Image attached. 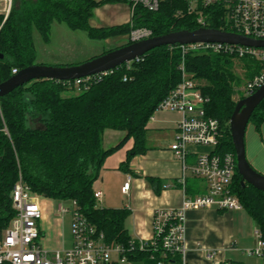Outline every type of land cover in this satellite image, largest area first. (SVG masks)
Instances as JSON below:
<instances>
[{
	"label": "trees",
	"instance_id": "obj_1",
	"mask_svg": "<svg viewBox=\"0 0 264 264\" xmlns=\"http://www.w3.org/2000/svg\"><path fill=\"white\" fill-rule=\"evenodd\" d=\"M16 3L5 22L0 15V53L4 55L0 60V83L12 78L13 70L20 72L36 65L33 32L38 31L48 43L54 23L85 32L97 41L124 36L140 28L150 29L153 38L201 28L197 14L189 12L187 0H164L157 12L138 5L131 24L102 29L90 25L94 10L106 4H130L129 0H22L19 6ZM226 11L223 5L205 9L206 27L234 32L227 23ZM236 60L243 62L247 82L261 71L260 63L250 57L238 59L226 53L184 55L179 46H167L151 51L138 62L121 66L77 95L67 94L77 91L73 81L41 80L1 98L10 138L2 131L4 124L0 118V239L15 216L11 193L21 175L30 190L46 199L77 201L85 216L104 232L108 244L127 247L132 240L124 226L129 212L99 208L94 196L93 187L106 159L130 139L134 140V146L122 169L134 157L146 153L148 122L161 102L181 84L182 66L209 99L207 116L220 123L222 138L218 153L236 156L230 130L238 103L234 99L236 86L240 83L234 72ZM250 122L257 129L264 124V100ZM106 130L127 135L116 147L105 150ZM241 181L236 169L232 194L264 232V193L250 185L242 186ZM160 246L155 253L138 252L128 255V259L155 264L179 260L169 253L164 257Z\"/></svg>",
	"mask_w": 264,
	"mask_h": 264
},
{
	"label": "built area",
	"instance_id": "obj_2",
	"mask_svg": "<svg viewBox=\"0 0 264 264\" xmlns=\"http://www.w3.org/2000/svg\"><path fill=\"white\" fill-rule=\"evenodd\" d=\"M16 0H0V15L8 19ZM164 0H129L132 13L141 5L151 12H157ZM190 13L197 14V23L206 27L203 11L214 5L226 8L227 23L235 34L247 38L264 41V0H187ZM153 38V32L147 28L134 29L129 33V44L139 43ZM184 55L188 53H226L238 59L250 57L261 65L260 73L247 82L245 96L249 97L264 86V49L249 48L219 43H197L179 46ZM139 59L135 61H139ZM133 63V62H131ZM131 63L127 64L130 65ZM183 80L181 84L158 107L157 111L177 112L183 120L177 126L175 142L170 146L176 158L185 162L192 147H207L211 152L198 154L193 175L202 179L208 192L194 199H187L177 209L159 210L154 217V236L149 241L131 240L127 247L111 246L106 241L104 232L100 231L81 211L77 201L71 200L72 209L58 207L59 215H72V242L66 250L47 251L41 246L43 235L40 224L43 210L40 204L42 196L28 188L20 175L12 193L14 218L3 231L0 239V264H111L112 254L120 255V262L125 263L128 255L138 252L155 253L160 247L166 254L179 258L177 262H159L158 264H188L186 260V222L189 211L218 208L225 211L243 209L240 200L232 194L231 186L236 174L237 160L233 154L218 153L222 130L218 120L206 114L209 99L200 91L196 82L190 79L185 67L181 68ZM114 70L95 76L73 81L77 92L87 91L94 81H101ZM19 72L13 70V75ZM126 80V78H125ZM0 118L3 121L2 131L10 138L8 128L3 119L0 105ZM130 182L122 191L128 194ZM97 205L101 206L103 195L95 193ZM257 245L248 250L247 255L257 257L264 264V240L260 232H256ZM153 259V257H152Z\"/></svg>",
	"mask_w": 264,
	"mask_h": 264
},
{
	"label": "crops",
	"instance_id": "obj_3",
	"mask_svg": "<svg viewBox=\"0 0 264 264\" xmlns=\"http://www.w3.org/2000/svg\"><path fill=\"white\" fill-rule=\"evenodd\" d=\"M132 14L129 3L106 4L94 10L90 25L95 29L128 25L132 23ZM33 40L37 53L36 65L71 66L127 46L129 34L97 41L90 39L85 32L72 31L65 24L54 23L48 43L36 30ZM183 117L177 112L157 111L147 125L146 153L134 157L129 166L122 169L128 152L134 146V140H128L106 159L94 184V192L103 195L99 208L129 212L124 226L132 240L149 241L153 238L157 211L180 208L185 200L208 192L206 183L193 175L192 168L198 154L211 152V149L192 147L185 162L176 158L170 149ZM126 135V132L106 130L103 148L109 150L116 147ZM245 148L251 167L264 176V124L257 129L250 122L246 130ZM127 182H130V190L125 194L122 189ZM156 189H159V193ZM45 199L42 197L40 200L43 219L45 215L49 216L44 205ZM56 213L55 217H58V210ZM43 219L40 228L45 238L44 230L53 233L55 226L53 229V224L47 221L43 224ZM256 232H260L264 240V232L244 208L239 211L218 208L189 211L186 222L187 263L263 264L260 258L247 255V251L257 245ZM120 260V255L114 252L111 264H155L137 259H128L125 263Z\"/></svg>",
	"mask_w": 264,
	"mask_h": 264
},
{
	"label": "water",
	"instance_id": "obj_4",
	"mask_svg": "<svg viewBox=\"0 0 264 264\" xmlns=\"http://www.w3.org/2000/svg\"><path fill=\"white\" fill-rule=\"evenodd\" d=\"M197 43H219L249 48L264 49V41L244 37L239 34L210 28L194 31H181L162 37H154L139 43L130 44L81 64L71 66L35 65L20 71L8 81L0 83V99L17 89L35 81L51 80L71 82L101 73L116 70L123 65L134 62L151 51L167 46H186ZM4 55L0 53V60ZM264 100V86L249 97L240 100L230 120V130L237 160V171L241 176L242 186L250 185L264 193V176L256 172L246 157L245 136L251 117Z\"/></svg>",
	"mask_w": 264,
	"mask_h": 264
},
{
	"label": "rangeland",
	"instance_id": "obj_5",
	"mask_svg": "<svg viewBox=\"0 0 264 264\" xmlns=\"http://www.w3.org/2000/svg\"><path fill=\"white\" fill-rule=\"evenodd\" d=\"M22 0H18L16 4L20 5ZM11 14V13H10ZM3 16V15H1ZM3 20H5V16H3ZM234 72L237 77L240 79V83L236 86V95L235 100L239 101L238 98L246 97L245 96V88L247 85V79L245 78V67L242 61L236 60L234 61ZM68 95H77L78 92L67 93ZM45 208L49 211V216L45 215L43 219L44 222H49L53 224V229L55 226V232H50L48 230H44L46 233L45 238L41 240V246L47 248L51 251H58V250H66L70 248L72 242V215L61 216L58 214L56 216V212L58 210L59 205H62L64 208L69 210L72 209V203L70 201H54L51 199H45L44 201Z\"/></svg>",
	"mask_w": 264,
	"mask_h": 264
}]
</instances>
